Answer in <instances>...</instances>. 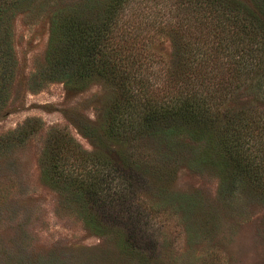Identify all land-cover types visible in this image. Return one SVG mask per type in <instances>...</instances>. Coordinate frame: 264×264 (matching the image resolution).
Segmentation results:
<instances>
[{
	"label": "rangeland",
	"instance_id": "rangeland-1",
	"mask_svg": "<svg viewBox=\"0 0 264 264\" xmlns=\"http://www.w3.org/2000/svg\"><path fill=\"white\" fill-rule=\"evenodd\" d=\"M14 1L8 37L0 34V55L8 40L11 57L9 78L0 61V264H264V202L247 193L221 198L217 171L196 162L190 142L171 145L165 158L156 151V161L133 174L94 176L104 189L81 201L44 182L40 163L52 134L97 151L82 132L104 126L118 94L99 80L70 91L47 76L51 14L84 0ZM174 3L144 0L125 12L152 40L155 57L144 63L156 72L172 60L171 25L184 19ZM181 35L185 42L188 31ZM242 89L226 108L249 105Z\"/></svg>",
	"mask_w": 264,
	"mask_h": 264
},
{
	"label": "trees",
	"instance_id": "trees-1",
	"mask_svg": "<svg viewBox=\"0 0 264 264\" xmlns=\"http://www.w3.org/2000/svg\"><path fill=\"white\" fill-rule=\"evenodd\" d=\"M143 1L84 0L52 12L47 76L70 91L99 80L118 98L99 131L82 132L98 141L97 151L61 131L52 134L40 163L44 182L81 201L104 189L94 176L133 174L156 161V151L165 158L171 145L190 142L196 162L217 171L221 198L232 202L247 193L264 202V0H176L184 19L171 25L172 60L160 73L144 63L155 56L152 40L141 37L143 26L124 18ZM15 8L14 0L0 6V34ZM3 46L9 78L8 40ZM241 87L249 105L226 108ZM143 143L153 146L150 156L140 151ZM122 248L136 249L128 240Z\"/></svg>",
	"mask_w": 264,
	"mask_h": 264
}]
</instances>
